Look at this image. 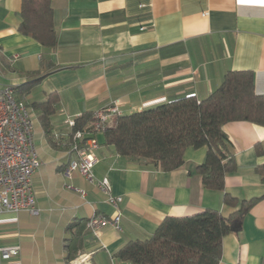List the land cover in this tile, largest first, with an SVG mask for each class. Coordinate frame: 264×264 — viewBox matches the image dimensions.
Masks as SVG:
<instances>
[{"label":"crops","instance_id":"1","mask_svg":"<svg viewBox=\"0 0 264 264\" xmlns=\"http://www.w3.org/2000/svg\"><path fill=\"white\" fill-rule=\"evenodd\" d=\"M21 4L0 0V84L16 89L30 73L42 75L24 98L33 108L41 161L32 178L39 211L0 212V250H19L16 257H0V264H73L65 248L68 226L79 218H109L113 209L96 182L79 171L66 174L75 156L65 138L67 117L111 107L129 114L187 95L204 99L230 70L253 71L256 92L264 95V0H52L53 48L20 31ZM51 93L59 102L46 131L31 104ZM223 130L237 164L226 175L225 192L239 200L262 197L256 166L264 163V125L237 120ZM95 138L96 181L108 177L124 201L120 227L88 230L78 253L88 264H134L115 254L153 235L167 216L209 207L229 216L238 209L224 202V191L204 186L197 166L206 146L188 147L184 163L165 171L120 155L103 131ZM219 264H264V197L232 223Z\"/></svg>","mask_w":264,"mask_h":264},{"label":"trees","instance_id":"2","mask_svg":"<svg viewBox=\"0 0 264 264\" xmlns=\"http://www.w3.org/2000/svg\"><path fill=\"white\" fill-rule=\"evenodd\" d=\"M19 29L48 48L58 44L52 0H22ZM36 72L15 89L18 100L24 98L42 78ZM59 95L31 105L38 112L46 131L51 116L57 111ZM97 116L84 112L76 116V129H83ZM247 120L264 125V95L258 94L251 70H230L222 83L209 96L195 95L161 103L129 114L115 113L113 123L102 130L106 144L131 161L155 164L165 171L184 163L188 147H207L204 161L197 166L206 188L224 191V202L238 207L229 216L215 208L188 216H167L150 237L131 240L121 247L116 257L134 264H219L223 238L232 231L234 221L241 222L246 213L264 197L239 200L225 192V178L237 169L231 142L223 130L225 123ZM87 137L83 139L85 141ZM264 180V163L256 166ZM88 219H75L68 230L65 248L70 262L79 253L88 233Z\"/></svg>","mask_w":264,"mask_h":264},{"label":"built area","instance_id":"3","mask_svg":"<svg viewBox=\"0 0 264 264\" xmlns=\"http://www.w3.org/2000/svg\"><path fill=\"white\" fill-rule=\"evenodd\" d=\"M117 108L97 112L96 118L83 129L72 130L76 117H67L69 132L65 135L69 149L75 153L69 161L66 174L79 171L89 181L96 182L98 187L108 196V203L113 209L111 217L93 216L87 222V227L97 234L106 224L120 227L122 216V195L112 192V184L108 177L101 180L95 178L94 163L97 160L94 149L97 147L95 134L110 124V114ZM87 137L85 141L83 139ZM41 161L34 146V116L33 108L26 102L18 100L13 87L0 84V212H19L28 210L38 213L33 189V174L39 168ZM82 195L85 191L79 189ZM17 248L0 250L2 259L16 257ZM88 256L79 254L71 262L73 264H88Z\"/></svg>","mask_w":264,"mask_h":264},{"label":"rangeland","instance_id":"4","mask_svg":"<svg viewBox=\"0 0 264 264\" xmlns=\"http://www.w3.org/2000/svg\"><path fill=\"white\" fill-rule=\"evenodd\" d=\"M78 256H79V254L76 257H78Z\"/></svg>","mask_w":264,"mask_h":264}]
</instances>
